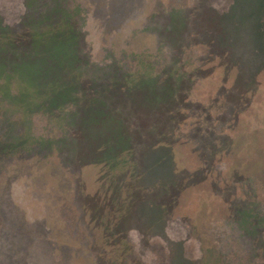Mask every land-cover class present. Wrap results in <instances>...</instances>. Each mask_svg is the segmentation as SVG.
Listing matches in <instances>:
<instances>
[{"label": "rangeland", "instance_id": "obj_1", "mask_svg": "<svg viewBox=\"0 0 264 264\" xmlns=\"http://www.w3.org/2000/svg\"><path fill=\"white\" fill-rule=\"evenodd\" d=\"M0 264H264V0H0Z\"/></svg>", "mask_w": 264, "mask_h": 264}]
</instances>
